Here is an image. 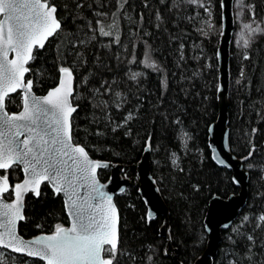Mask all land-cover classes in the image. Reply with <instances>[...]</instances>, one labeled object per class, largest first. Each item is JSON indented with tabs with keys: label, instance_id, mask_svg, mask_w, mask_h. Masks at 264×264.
<instances>
[{
	"label": "trees",
	"instance_id": "trees-1",
	"mask_svg": "<svg viewBox=\"0 0 264 264\" xmlns=\"http://www.w3.org/2000/svg\"><path fill=\"white\" fill-rule=\"evenodd\" d=\"M50 3L57 7L61 28L34 51L29 77L35 91L47 92L58 84L62 67L72 68L74 141L94 158L124 164L122 175L128 177L137 175V163L150 145L151 172L170 212L176 259L161 230L165 216L148 219L137 186L118 195L120 243L114 264H193L207 247L209 200L240 190L209 146V128L220 110L221 0L204 5L189 0ZM245 3L246 14L264 25V0ZM101 24L111 35H101ZM230 73V143L250 173L249 199L223 231L217 256L201 264H264V32L247 48L236 47L233 38ZM21 95L7 99L9 111L21 106ZM22 176L20 167L11 169L12 180ZM99 176L107 181L110 170L100 169ZM68 223L63 197L45 183L38 197H26L19 231L33 237ZM7 254L0 264H46Z\"/></svg>",
	"mask_w": 264,
	"mask_h": 264
},
{
	"label": "snow or ice",
	"instance_id": "snow-or-ice-1",
	"mask_svg": "<svg viewBox=\"0 0 264 264\" xmlns=\"http://www.w3.org/2000/svg\"><path fill=\"white\" fill-rule=\"evenodd\" d=\"M55 12L50 0H0V169L22 165L26 173L23 183L14 186L11 203L4 199L9 191L7 176L0 177V246L41 257L47 264H114L118 251L116 208L97 180V169L107 165L92 160L84 146L72 143L70 118L76 109L69 101L72 89L63 79V74L71 77L72 71L62 67L60 85L42 97L32 94V80L24 82L29 72L26 65L35 59L34 49H42L61 28ZM244 30L248 38H244ZM99 31L111 35L102 24ZM258 32L264 28L255 19L243 24L240 36L245 48ZM9 50L15 53L14 59H8ZM18 89L23 93V110L9 115L5 100ZM43 182L67 197L65 206L71 208L72 226L57 225L51 235L24 240L16 231V221L24 219L23 196L30 190L39 196ZM94 200L99 202L93 204ZM104 201L107 208L102 207Z\"/></svg>",
	"mask_w": 264,
	"mask_h": 264
},
{
	"label": "water",
	"instance_id": "water-1",
	"mask_svg": "<svg viewBox=\"0 0 264 264\" xmlns=\"http://www.w3.org/2000/svg\"><path fill=\"white\" fill-rule=\"evenodd\" d=\"M51 4V3H50ZM56 8L55 17L57 20H59L57 16V7L54 4H51ZM234 5L235 0H221V6H222V33L220 37V45L218 49V63H219V71H220V82H219V88H218V95H219V101H220V110H219V116L218 119L210 126L209 128V146L211 149L212 158L214 161L221 167L227 168L228 170L232 171L233 173V181L234 183L240 188V190L237 193H232L228 197H221L219 195H214L210 202L209 207L206 213L205 217V229L208 235V243L207 247L204 251V253L193 263V264H201L202 261H204L208 256L215 257L218 254L220 243L223 239V231L227 230L232 226L234 221L238 218L244 207L246 206L248 199H249V183H250V173L245 168L244 160L240 157H238L231 148L230 143V127H229V95H230V84H231V73H230V56H231V44L234 37V31H235V12H234ZM3 16L0 15V19H2ZM60 21V20H59ZM61 24V21H60ZM53 37V36H52ZM52 37H49L48 40ZM47 40V41H48ZM45 41V44L47 43ZM35 51V49H34ZM34 54V53H33ZM15 53L9 50L8 52V59H14ZM32 61V60H31ZM26 65V67H30V62ZM69 68V67H64ZM72 71V76L69 77L67 74H63V79L65 80L67 86L72 89V95L69 97L70 104L73 108L77 110V106L73 103V93H74V84H75V74L72 68H70ZM29 72L25 73L24 82L27 83L28 80L27 77H29ZM62 78V74L60 72V78L59 82L56 86L50 88L47 92L42 94H37L34 89V82L32 86V94L36 96H45L47 93L58 87L60 85ZM29 80H32L29 78ZM33 81V80H32ZM17 91H20L21 94L22 90L18 89ZM16 91V92H17ZM14 92V93H16ZM14 93H10V96H12ZM30 98V97H29ZM7 99L5 100L6 105V111L9 115L11 114H18L20 111L23 110V100H22V108L17 112L10 113L7 108ZM75 110V111H76ZM75 111L72 113L71 116V136H72V143L78 144L80 146H84L83 144L76 143L73 139V125H72V118L75 113ZM23 139V137H21ZM85 147V146H84ZM86 151L88 152L89 157L94 161L101 162L102 165H107L106 167H100L97 169V180L99 181L100 185H104V187L101 189V191L105 192L106 194L110 195L112 197L111 203L115 205L116 208V214H117V233H118V247L120 243V225H121V214L120 210L116 203V197L120 194H123L126 192V190L131 186H137L139 188V193L141 194L142 198L145 200L147 205V216L149 220L157 218L159 214L164 215V223L162 225V231L165 232L166 236L168 237V251L171 253L174 258L176 259V250L174 247L172 248V241L171 236L169 232V209L166 204V201L160 191V188L158 187L155 178L152 175L151 172V160H150V154H151V147L150 145H147L141 160L137 163L138 172L137 175L128 177L125 175H122L124 164L121 163H114L110 161H105L101 159L94 158L87 148L85 147ZM223 160L224 163L221 164L220 161ZM22 169L23 177L20 181L16 182L13 186L11 185V182L8 179V188L9 191L12 190L14 194V186L18 183H23V181L26 179V173L23 170V166H20ZM107 168L110 170V177L107 181H103L99 176L100 169ZM9 169V168H8ZM3 169H0V171ZM4 175L0 174V177H3ZM47 183L43 182L39 186V193L41 192L42 186ZM49 186L53 189L52 185L49 184ZM8 191V192H9ZM78 192L83 194V189L78 188ZM7 192V193H8ZM55 192V191H54ZM29 193H33V191H28L23 196L22 200V215L25 217V199L26 196ZM6 194V193H4ZM56 195H61L64 200L67 199V197L64 195V193H56ZM35 195V194H34ZM40 195V194H39ZM37 196V195H35ZM38 197V196H37ZM5 202L11 203L15 199L8 200L4 196ZM99 201L94 200L93 204L98 203ZM102 207L107 208V202H102ZM66 212L69 217V223L62 225L65 228H69L72 226L73 217L69 215V212L71 211L70 207H66ZM22 220L16 221V231L17 234L22 237L24 240H34L38 236H46L51 235L52 232H43L40 234H37L33 237H25L22 235L19 231V225ZM164 226L166 227V230L164 229ZM164 229V230H163ZM0 231H3V229H0ZM0 248H3L11 253L17 254V255H24L30 258L40 259L44 261L46 264L47 262L43 260L41 257L37 256H28L26 253H16L12 249L0 246ZM104 258H108L105 256ZM180 264H183L180 262Z\"/></svg>",
	"mask_w": 264,
	"mask_h": 264
},
{
	"label": "rangeland",
	"instance_id": "rangeland-1",
	"mask_svg": "<svg viewBox=\"0 0 264 264\" xmlns=\"http://www.w3.org/2000/svg\"><path fill=\"white\" fill-rule=\"evenodd\" d=\"M191 3L196 4V5H204L205 4V0H195V2H193V0H189ZM242 5L241 6V0H235V5H234V12H235V31H234V43L236 47H242L243 46V39H241V31H242V26L245 23H250L254 18L249 17L246 13H247V5L245 3V0H242ZM255 21L260 25L261 28H264V25L261 21L256 20ZM255 26V25H254ZM245 31V37L244 38H248V34H247V30ZM260 33V32H258ZM258 33H255L251 36L254 37L255 35H257ZM250 38V39H251ZM239 41V43H238ZM8 254L7 251L4 249H0V261H6L8 260ZM24 264H29V262H25Z\"/></svg>",
	"mask_w": 264,
	"mask_h": 264
},
{
	"label": "flooded vegetation",
	"instance_id": "flooded-vegetation-1",
	"mask_svg": "<svg viewBox=\"0 0 264 264\" xmlns=\"http://www.w3.org/2000/svg\"><path fill=\"white\" fill-rule=\"evenodd\" d=\"M29 78L30 77H27V79L26 80H29ZM17 92H20V91H17ZM21 93V92H20ZM37 93V92H36ZM37 94H42V93H37ZM22 96V95H21ZM22 108V104H21V106L17 109V110H12V111H9L10 113H12V112H17V111H19L20 109ZM16 167H20V166H12V167H10L9 169H7V170H1L0 171V174L1 175H6L8 178H9V180H10V182H11V185L13 186L16 182H18V181H20L21 179H22V177H21V179H19V180H17V181H14V180H12L11 179V177H10V172H11V169L12 168H16ZM20 169H21V167H20ZM21 171H22V169H21ZM23 174V173H22ZM30 194V193H29ZM4 196L8 199V200H11V199H13L14 198V194H13V191L12 190H10L8 193H6V194H4ZM28 196V195H27ZM26 196V197H27ZM26 200V199H25Z\"/></svg>",
	"mask_w": 264,
	"mask_h": 264
},
{
	"label": "bare ground",
	"instance_id": "bare-ground-1",
	"mask_svg": "<svg viewBox=\"0 0 264 264\" xmlns=\"http://www.w3.org/2000/svg\"><path fill=\"white\" fill-rule=\"evenodd\" d=\"M221 167V166H220ZM210 201V200H209ZM170 222V221H169Z\"/></svg>",
	"mask_w": 264,
	"mask_h": 264
}]
</instances>
